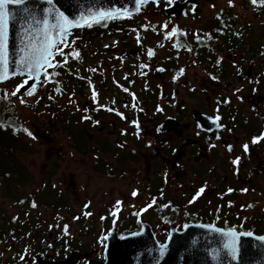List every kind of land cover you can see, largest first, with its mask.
Returning a JSON list of instances; mask_svg holds the SVG:
<instances>
[{"label": "flooded vegetation", "instance_id": "obj_1", "mask_svg": "<svg viewBox=\"0 0 264 264\" xmlns=\"http://www.w3.org/2000/svg\"><path fill=\"white\" fill-rule=\"evenodd\" d=\"M173 1L184 3L186 0L148 2L138 15L96 19L90 22L91 27L85 25L73 30L70 39L79 32L88 33V38L92 36L85 42L80 40L84 43L82 46L88 44L84 48L87 52H82V48L74 50L83 56L70 55L67 64L56 68L59 74L55 93L61 97L67 85L74 86L73 93L79 98L73 105L75 122L81 114L80 124L86 123L94 130L91 139L86 140L90 152L104 158L116 155L120 162L132 156V163L138 154L147 151L151 158L160 156L161 166H171V171L178 170L180 165L175 157L185 153L188 160L200 162L191 171L202 182L198 190L207 185L205 176L211 174L212 181L218 183L217 189L228 198L227 204L218 205L206 215L198 211L187 216H173L171 210L165 212L162 206L160 209L157 205L144 206L128 217L101 219V232L95 233L69 232L70 220L64 219L66 224L61 225L59 210L51 216L47 229L35 221L29 231L31 220L23 216L0 218V264H132L137 255L136 264H154L152 253L147 252L165 245L173 227L180 231L191 223L264 236V228L259 231L257 226L261 219L245 221L244 215L233 212L231 205L237 203L243 189L264 198V139L253 143L254 138L264 136V0H256V3L231 0L226 10L213 14L201 28L189 25L197 18L194 8L199 3L186 4L181 15L175 17L164 12ZM180 20L189 22L174 27ZM110 22H113L112 29H108ZM92 27H101L103 31L92 30ZM222 28L228 29L226 41L221 35ZM117 35L120 38L114 45L107 44ZM208 36H213L214 40H208ZM161 49L163 52L157 54ZM149 50L154 53L151 57ZM180 53L190 56L176 55ZM59 60L62 62L63 57L57 55L56 61ZM189 61L204 69L209 83L224 84V92L201 99L198 90L207 93V84L197 90L185 75L181 81V69H184L181 64ZM181 93L183 98L177 100ZM232 106L239 107L244 114L237 126H233L229 113ZM195 111L208 118L204 125L196 121ZM100 113L110 120L100 121ZM167 119L169 121L165 122ZM81 129L75 127L72 131L74 148L85 139ZM113 136L115 142L110 144L108 137ZM244 145H248L247 151ZM75 149L81 152L79 147ZM238 158V164L233 163ZM176 180L179 183L182 178ZM49 182L59 193L58 185ZM259 186L261 190L257 189ZM33 195L25 196L26 199L32 197L29 201L13 204L23 206L21 213L31 209L33 203L41 206ZM199 196L194 202L198 205L206 200L204 191ZM146 207L155 215L149 216L147 210L146 216L142 215L144 212L140 214ZM47 208L62 210L66 206L51 197ZM72 219L76 225L84 226L80 215L72 214ZM249 224L254 228H249ZM12 245L15 248L11 254L3 255Z\"/></svg>", "mask_w": 264, "mask_h": 264}, {"label": "rangeland", "instance_id": "obj_2", "mask_svg": "<svg viewBox=\"0 0 264 264\" xmlns=\"http://www.w3.org/2000/svg\"><path fill=\"white\" fill-rule=\"evenodd\" d=\"M228 5H230V0H200L199 5L194 8L197 18L192 21L193 24L188 20H180L174 24V27L183 22H189L191 27L201 28L204 22L213 17V14L226 10ZM152 8L158 9L160 7L152 6ZM158 17H160L159 13ZM112 23H109L108 29L113 28ZM210 23L214 25L213 22ZM129 24L133 25L130 22ZM157 24L162 27L160 21ZM212 28L213 26L209 29L212 31ZM91 29L103 31L101 27H92ZM87 35L88 33L81 32L74 34L69 40L75 41L73 48H65L64 51L69 52L70 50L74 51L82 48V52H87L84 48H87L88 44L82 46L84 43L80 42V40L85 42L92 36L88 38ZM119 38L120 35L112 37L107 41V44L112 46ZM147 40L150 41V39ZM159 40L161 38L158 39V42ZM163 50H159L157 54L160 55ZM176 55L190 56V54L185 55L182 53ZM181 67L184 68L181 81L186 76L187 81L197 90L200 85L207 84V93L198 90L201 99L206 100L207 97H216L218 93L224 92V84L220 86L206 80L207 76L202 67L193 65L190 61L186 64L182 63ZM55 71L59 72L58 69H55ZM56 78V76H52L49 80H45L43 77L41 80L42 85L39 84L36 92L33 95L24 96L18 93L12 95L23 81L22 78L12 79L0 85V95L6 96L23 132L20 137L21 160L31 176V182L22 187L21 191L24 196H32L34 193V199L40 195L61 199L66 208L52 210L44 206H36L25 213H21L22 206L18 207L13 204L15 201L1 197L0 210L4 212L3 214L7 218L23 216L28 219L34 217L39 221L40 226H46L47 229L51 216L59 210L61 211V225L66 224L63 223L64 219L70 220L69 232L95 233L101 232V219L128 217L135 210L149 204L152 206L157 205V209L162 206L165 212L175 208L179 215H184L186 212L187 215H190L192 212L198 211L201 215H206L204 211L207 213V211L215 209L222 203L227 204L228 198L225 194L220 193V189H217L218 183L212 181L211 174L205 176L208 183H205L207 185L202 187L205 189L204 197L206 200L202 201L200 205L194 203L200 197L197 196L200 190L197 187L202 182L200 177L194 176L191 171L197 168L200 162L195 163L192 158L188 160L185 153L175 157V160H179L180 165L178 170L171 171V166H161L163 163L160 156L157 159L151 158L147 151L138 154L137 159L134 158L132 163V156L126 159L125 162H120L116 155H108L104 158L102 155L99 156L90 152L87 141L91 139L94 130L91 131L86 123L80 124L83 116L81 114L78 115L79 118L75 122L73 105L76 98H78L73 93L75 88L72 85H67L61 93L62 96L59 97L55 93ZM227 95L232 97L231 93H227ZM182 98L181 93L177 100ZM21 100L24 102L21 103ZM159 103L162 104V100H159ZM80 104L84 105V102L80 100ZM212 105L217 106L215 103ZM229 113L233 126L241 123L244 114L239 107L232 106ZM99 118L100 121L102 119L110 120V117L102 113L99 114ZM75 127L82 128L81 131L83 137H85L84 141L77 143L75 147H79L81 152L73 147L74 133L72 134V131ZM29 132L31 135L28 134ZM114 137H108L110 144L115 142ZM4 156L5 152L1 149L0 144V172ZM171 161L173 162L172 159ZM165 168H168L169 171H166ZM161 169L163 172H160ZM177 177L182 178L179 183H177ZM49 181L58 185L59 193L55 191ZM46 182H48V185L44 186ZM261 188L262 186L257 187L260 190ZM134 191L137 193L135 196H133ZM242 191L241 196H238L237 203H231L234 208L233 212L237 211L238 215H244L245 221L261 219V222L259 221L257 225L260 231V228H264V198L256 196V193H246L244 189ZM118 201L121 202L119 205H117ZM237 206L240 207L236 209ZM142 212H144L142 215L146 216L145 211H140V214ZM147 213L149 216L155 215L150 209H147ZM72 214L80 215L84 226L76 225L74 219L71 220ZM0 218H2V215ZM248 227L254 228L251 224ZM10 228H12V224H10ZM80 228L82 229L80 230ZM46 229L44 230L46 231ZM14 248V245L10 246L3 255H10L11 250Z\"/></svg>", "mask_w": 264, "mask_h": 264}, {"label": "water", "instance_id": "obj_3", "mask_svg": "<svg viewBox=\"0 0 264 264\" xmlns=\"http://www.w3.org/2000/svg\"><path fill=\"white\" fill-rule=\"evenodd\" d=\"M159 1L162 0H144L142 4L137 5L136 0H21L18 4H10L8 5L10 60L18 63L21 57L32 52L33 47H41L46 38H58L57 26L64 23L65 17L73 23L79 21L85 26L100 19L101 12L138 15L145 4ZM188 3L198 5L199 1L186 0L184 3L173 1L164 12L166 15L178 17ZM137 6L140 7L139 12L136 11ZM83 26L71 28L70 33ZM51 70L49 69V72ZM15 71L19 73L20 69L16 68ZM8 75L9 78L0 82V85L15 78H22V83L27 79L26 73L12 75V67ZM42 77L43 75L41 79ZM38 84L29 81L31 87L36 88ZM29 85L21 88L18 94L27 95L26 92L31 91ZM195 118L199 125L202 123L204 125V121L208 120L197 111ZM167 121L169 120L165 122ZM247 233L191 223L180 231L173 227L167 243L153 248L147 254L152 253L154 264H264V239H260L264 236L253 233L249 236ZM139 255L142 256L143 252ZM137 256L133 257L132 264H136Z\"/></svg>", "mask_w": 264, "mask_h": 264}, {"label": "snow or ice", "instance_id": "obj_4", "mask_svg": "<svg viewBox=\"0 0 264 264\" xmlns=\"http://www.w3.org/2000/svg\"><path fill=\"white\" fill-rule=\"evenodd\" d=\"M21 0H0V82L6 80L9 78L8 72L10 67H12V75H25L27 74V79L24 80V82L16 89L15 92L12 93V95H16L18 92H20L21 88H24L25 85H29V81H32L35 83H41V76L43 75L45 80H49L50 77L56 76L59 73L54 71L58 67H62L64 64L68 63L69 56L71 55L73 58H79V52L73 51L71 53H66L64 51L65 48H73V45L75 44V41H69L68 37L70 36V29L73 27H81L83 24L79 21L73 23L72 21H69L66 17L64 18V23L61 25H58V38L52 39V38H46L45 43L39 47L35 48L33 47L32 52H30L27 56L21 57L19 62L17 63L14 60H10V52H9V8L8 5L13 3H20ZM137 5H140L144 2V0H136ZM253 3H256V0H252ZM231 3V0H230ZM136 11H140V7L137 6ZM120 13H112V12H101L99 13L100 19H106V18H113L114 16H119ZM96 22H99L97 20ZM67 25V27H65ZM88 27H91V23H87ZM175 29L172 30V33H175ZM172 33L169 35L171 36ZM139 39V37H138ZM149 56L151 57L154 55V53L149 50ZM59 55L63 57V61H56V56ZM141 67H146V65H142ZM16 68L20 69V72L17 73L15 71ZM49 69H52L53 71L49 72ZM163 69H161L162 71ZM93 71H95L93 69ZM183 73V69H181V74ZM31 87V85H29ZM127 91V89H125ZM36 92L35 87H31V91H27V95H33ZM95 89L93 88V97L96 96ZM24 101L21 100V103ZM135 107V105H133ZM111 111L112 109H108ZM90 117H85V119H89ZM217 120H219V117H216ZM26 131V130H25ZM31 135V133H28ZM264 139V136L254 138L253 143L259 142V140ZM245 151L248 150V145L243 146ZM239 158L234 161L233 163L238 164ZM204 191L203 188L199 190L197 193V196H199L200 193ZM231 191V189L229 190ZM246 191V190H245ZM137 195V193L134 191L133 196ZM195 199V198H194ZM121 202H117V205H119ZM154 203V202H153ZM36 205L33 203V207ZM152 205L149 204L147 207H151ZM147 207L144 209V211L147 210ZM90 215V213H88ZM115 215V213H113ZM65 232H67V226H65ZM234 236L235 234L232 233ZM247 235H251V233H247ZM260 239H264V237H261Z\"/></svg>", "mask_w": 264, "mask_h": 264}, {"label": "trees", "instance_id": "obj_5", "mask_svg": "<svg viewBox=\"0 0 264 264\" xmlns=\"http://www.w3.org/2000/svg\"><path fill=\"white\" fill-rule=\"evenodd\" d=\"M223 23L227 24L229 22H227V20H223ZM210 25H212V23H210ZM220 31L222 32V37L226 41L227 39L225 36L228 32V29L222 28ZM109 33L112 34V31ZM207 39L214 40L213 36H208ZM183 41L186 42V40ZM198 46L200 47V41ZM79 54L83 56V53ZM68 68L69 69H67V71L68 74H70V64L68 65ZM68 76L67 78L69 79L70 76ZM22 133L21 124L18 122L17 116L13 112L11 106H9L6 96L0 95V144L1 149L5 152V156L2 158L3 164L0 172V198L3 197L4 199H10L15 202L29 201L32 199V197L26 199L24 193L21 191L22 187L31 182V176L29 175L25 165L21 160L20 137ZM46 185H48V182L45 183V186ZM50 199L51 197L48 195H40L38 198H35L34 201H36L41 206L47 207L48 201ZM55 200L62 201L61 199ZM30 207L34 208L33 205H30ZM171 211L173 212V216H182L178 214V211L175 208H173ZM3 213L4 212L0 210V216L2 215V218H7ZM187 214L188 213L186 212L184 215L187 216ZM30 220L29 231H31L33 228L35 221L38 223V220H36L34 217H30ZM24 231L25 230L22 229V232Z\"/></svg>", "mask_w": 264, "mask_h": 264}, {"label": "bare ground", "instance_id": "obj_6", "mask_svg": "<svg viewBox=\"0 0 264 264\" xmlns=\"http://www.w3.org/2000/svg\"><path fill=\"white\" fill-rule=\"evenodd\" d=\"M16 79V78H15ZM5 84V83H4ZM38 87V86H37Z\"/></svg>", "mask_w": 264, "mask_h": 264}]
</instances>
